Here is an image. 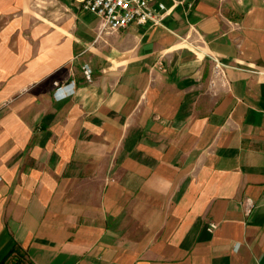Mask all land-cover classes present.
Returning <instances> with one entry per match:
<instances>
[{
    "label": "crops",
    "instance_id": "obj_1",
    "mask_svg": "<svg viewBox=\"0 0 264 264\" xmlns=\"http://www.w3.org/2000/svg\"><path fill=\"white\" fill-rule=\"evenodd\" d=\"M0 264H264V0H0Z\"/></svg>",
    "mask_w": 264,
    "mask_h": 264
},
{
    "label": "built area",
    "instance_id": "obj_2",
    "mask_svg": "<svg viewBox=\"0 0 264 264\" xmlns=\"http://www.w3.org/2000/svg\"><path fill=\"white\" fill-rule=\"evenodd\" d=\"M81 10L89 12L100 19L101 31L115 32L126 29L131 25L136 26H162L164 19L177 7L191 9L195 2L200 0H80ZM165 2H169L168 6ZM215 68H220L216 62ZM86 79L91 76L90 68H83ZM54 96L63 89L57 82L54 83ZM68 94H63L59 99H65ZM252 204L247 201V213ZM217 228L216 223L210 222L207 231L213 233Z\"/></svg>",
    "mask_w": 264,
    "mask_h": 264
}]
</instances>
